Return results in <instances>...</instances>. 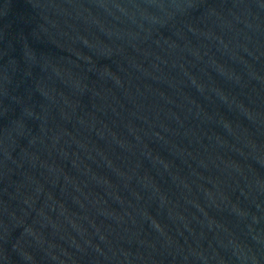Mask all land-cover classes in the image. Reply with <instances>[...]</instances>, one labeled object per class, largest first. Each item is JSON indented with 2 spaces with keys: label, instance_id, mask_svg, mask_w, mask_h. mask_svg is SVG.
<instances>
[{
  "label": "water",
  "instance_id": "water-1",
  "mask_svg": "<svg viewBox=\"0 0 264 264\" xmlns=\"http://www.w3.org/2000/svg\"><path fill=\"white\" fill-rule=\"evenodd\" d=\"M0 264H264V0H0Z\"/></svg>",
  "mask_w": 264,
  "mask_h": 264
}]
</instances>
